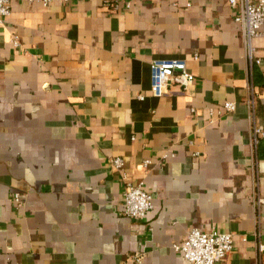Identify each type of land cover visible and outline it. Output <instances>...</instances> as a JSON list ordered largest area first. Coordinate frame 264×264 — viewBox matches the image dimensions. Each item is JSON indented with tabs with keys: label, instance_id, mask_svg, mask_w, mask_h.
I'll return each instance as SVG.
<instances>
[{
	"label": "crops",
	"instance_id": "crops-1",
	"mask_svg": "<svg viewBox=\"0 0 264 264\" xmlns=\"http://www.w3.org/2000/svg\"><path fill=\"white\" fill-rule=\"evenodd\" d=\"M103 1L12 0L0 22V264H190L192 229L231 234L219 264H264V35L249 58L228 0ZM170 59L195 80L155 98ZM123 176L153 198L141 220Z\"/></svg>",
	"mask_w": 264,
	"mask_h": 264
},
{
	"label": "built area",
	"instance_id": "built-area-1",
	"mask_svg": "<svg viewBox=\"0 0 264 264\" xmlns=\"http://www.w3.org/2000/svg\"><path fill=\"white\" fill-rule=\"evenodd\" d=\"M12 0H0V22L2 18L9 15ZM26 2H38L46 6L52 1L67 3L70 0H23ZM133 0H104L102 7L111 13L115 12L121 4L129 8ZM231 8L236 10L235 22L240 26L241 38L247 48V55L252 58L251 41L253 38L264 33L260 30L264 23V0H228ZM151 84L150 93L155 98L168 95L171 88H177L180 92L194 82V75L188 70L183 60H155L150 64ZM140 97V96H138ZM235 105L232 102H225L219 111V115L233 112ZM214 116V111H209V117ZM211 122V121H209ZM259 140H264V123L262 126H253L251 131V142L256 145ZM115 172H120L123 161L115 157L110 161ZM124 188L122 192V206L125 217L132 220L143 219L153 208L152 196L140 185L127 182L123 176ZM15 202H19L20 197L15 194ZM259 204L264 202L263 198H258ZM173 250L180 254L182 258L190 264H219L232 251L233 241L231 234L221 233L217 230L201 231L190 230L186 237L172 246ZM264 251V246H260ZM135 261L139 262V256H135Z\"/></svg>",
	"mask_w": 264,
	"mask_h": 264
}]
</instances>
